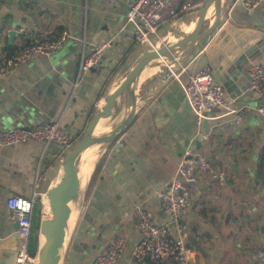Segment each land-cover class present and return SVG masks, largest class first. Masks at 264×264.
Masks as SVG:
<instances>
[{
    "label": "crops",
    "instance_id": "obj_1",
    "mask_svg": "<svg viewBox=\"0 0 264 264\" xmlns=\"http://www.w3.org/2000/svg\"><path fill=\"white\" fill-rule=\"evenodd\" d=\"M131 1L0 0V66L23 46L67 32L64 43L51 56H34L0 78V129L51 121L71 136L85 133L96 109L137 57L131 51L113 75L115 79L111 81L112 76L104 85L117 59L135 42L124 16ZM226 11V19L206 41L191 52L180 48L171 54L177 56L172 68L178 80L163 76L161 64L155 63L144 72L153 71L141 79L133 123L119 138L103 143L106 146L97 161L105 157L96 183L88 199L76 200L77 213L62 264H86L82 262L83 251H88L89 244L76 240L83 221L97 223L86 216L95 199L112 217L104 229L116 226L117 234L125 238L118 264H176L171 260L136 261L133 250L140 234L135 223L140 214H149L154 223L164 225L167 217L159 195L174 175L180 157L189 151L185 140L194 145L195 136L200 134L205 141L194 152L204 153L225 172V179L212 180L200 173L192 187L191 204L181 214L190 264H258L252 253L264 246V119L256 108L264 101V82L259 91L249 89L248 68L251 63L264 67V3L248 10L228 0ZM104 42L110 46L98 65L78 77L81 55ZM205 44L206 49L201 50ZM206 66L212 71L213 82L223 87L225 101L240 111L241 119L236 123L235 115L216 110L213 118L206 120L208 130L204 132L181 84ZM142 91L144 99L140 98ZM119 100L112 116L105 118L110 129L121 122V113L114 116L121 107ZM60 152L57 145L37 140L0 145V264L12 260L18 245L17 227L6 199L11 195L24 200L44 196L60 174ZM81 199L82 214L78 209ZM44 210L42 206L39 223ZM36 222L34 212L32 226L39 224ZM5 252L7 258L1 256Z\"/></svg>",
    "mask_w": 264,
    "mask_h": 264
},
{
    "label": "built area",
    "instance_id": "obj_2",
    "mask_svg": "<svg viewBox=\"0 0 264 264\" xmlns=\"http://www.w3.org/2000/svg\"><path fill=\"white\" fill-rule=\"evenodd\" d=\"M235 1L248 10L264 3V0ZM188 8L189 4L185 0H133L125 8L124 16L126 23L130 25L135 42L149 43L163 24L170 18L185 12ZM66 37L67 32L63 31L55 39L34 41L23 46L14 55L4 59L3 65L0 66V78L11 68L34 56H51L61 47ZM109 46L107 42L92 45L86 54H82L77 76L95 68ZM206 47L205 44L201 50H205ZM163 70L165 71L166 67ZM167 70L170 71L171 76L178 80V75L173 69L168 68ZM248 77L249 89L259 91L264 82V67L259 63H251L248 68ZM181 86L198 124L213 118L212 114L216 110L223 111V115H235L236 123L240 121V111L230 107L229 103L225 101L223 87L213 82L210 67H203L191 75L188 81ZM256 111L264 119V101L258 104ZM201 136L205 141V136L202 134ZM31 140L55 144L61 148V152L72 145L70 134L58 122L47 121L32 126L0 130L1 146L27 143ZM200 173L208 174L212 180L222 181L225 179V172L218 170L205 155L186 151L180 157L169 184L159 195L163 212L167 217L164 225L155 224L149 214H140L135 223L140 234V239L133 250V257L136 261L156 263L171 260L176 264H190L191 252L186 244L187 235L181 224V214L191 204L192 187L197 183ZM39 200L40 197L38 199L36 195L28 200L21 199L16 195H11L6 199L5 205L11 219L17 222L18 245L11 254L12 260H7L3 264H36L37 251L35 254H30L27 247L29 238L33 235L32 220L35 206L40 203ZM125 244L126 241L122 235H114L100 249L93 264H118ZM252 259L258 264H264V246L252 253Z\"/></svg>",
    "mask_w": 264,
    "mask_h": 264
},
{
    "label": "water",
    "instance_id": "obj_3",
    "mask_svg": "<svg viewBox=\"0 0 264 264\" xmlns=\"http://www.w3.org/2000/svg\"><path fill=\"white\" fill-rule=\"evenodd\" d=\"M227 1L207 0L205 7L200 9V11H203L201 19L193 28L186 32H175L162 46L142 53L134 60L129 69L122 74L103 103L96 109L92 121L79 144L63 158V173L57 176L52 187L46 193L47 199L53 203V207L43 212L39 223L38 233L42 241H40L37 249L36 264H53L60 259L59 250L64 242L66 223L75 213L76 197L79 195L84 180L82 168L79 164L80 156L94 141L105 138L113 142L126 131L137 113L139 86L144 72L163 59L165 61L164 69L166 67L163 76L171 75L167 69H173V64L177 63V56L171 54L180 48H188L191 52L200 42L209 38L222 25L227 16ZM212 8L213 16L211 13ZM10 36L12 37V32ZM124 93L127 94L128 103L125 115L119 125L106 130L104 128L106 115L111 106ZM201 126L204 128V132H207L208 122L206 120L202 122ZM194 141L195 144L190 145V140H185L184 144L190 152L196 150L197 145L203 141L201 134L196 135ZM15 227H17V222H15ZM1 256L7 258L8 254L5 252Z\"/></svg>",
    "mask_w": 264,
    "mask_h": 264
},
{
    "label": "rangeland",
    "instance_id": "obj_4",
    "mask_svg": "<svg viewBox=\"0 0 264 264\" xmlns=\"http://www.w3.org/2000/svg\"><path fill=\"white\" fill-rule=\"evenodd\" d=\"M185 1L189 4V8L185 12L180 13L179 15H177V16H175L173 18H170L165 24H163L159 28V30L156 32V34L152 36V38L150 39V42L149 43H138V42H135V44L133 46V49H132V52H135V55H137L136 58H138L142 53H144L146 51H149V50H152L154 48H158V47L162 46L169 39L170 35L174 34L175 32H178V31L186 32V31H189L190 28H193V26H195V24L201 19V16L203 14V11L202 10L200 11V9L203 8V7H205V3L207 2V0H185ZM199 14H200V16H199ZM212 16H213V9H212ZM210 20H211V18H210ZM128 27L130 28V25ZM5 40L6 39H4L3 41H5ZM206 40H204V41H206ZM129 55H131V54H129ZM128 57L129 56H127V58ZM164 63H165V61L163 59H161L158 62H156L157 65H160L161 64V66L163 67V69H164ZM163 71H162V75H164ZM115 77L116 76H113V78H111V81H113L115 79ZM174 87H176V85ZM108 88H109V86H107V89ZM140 93H141L140 94V98L144 99L145 98V95H146L145 91H142ZM119 99H120L119 101H120L121 107H119L116 110L114 116H118L117 113H119V114L121 113L120 115H122V118H123V116L125 115V112L127 110V106H128V103H127V94H125V93L122 94V96ZM122 118H121V120H122ZM38 123L39 122H37L36 124H38ZM128 128L126 130H128ZM0 130H9V129H0ZM83 135H84L83 132H81V133H79L77 135H73V136L70 135L71 136V141H72L71 144L72 145L70 146V148L65 149L64 151L60 152L59 159L57 158L58 159L57 160V165L62 166V160H63V158L71 150H73L79 144V142L81 141ZM100 146H101L100 147V151H101V148L104 147V146H106V145L103 144V145H100ZM108 148L109 147H107V149ZM194 153L195 154H202V155H204V153H202V152H194ZM97 162L94 163L93 170H94ZM93 170H92V172H93ZM92 172H91V174H92ZM91 174L88 177L87 184H86L84 190H81L79 192V196L76 198V200L79 197H82V199L84 198V194H85L87 185L89 183ZM97 177H98V175H97ZM45 196H46V198H45ZM82 199H81L80 204L78 205V209H79V212L81 214L84 211V207H83V204H82L83 203L82 202ZM46 200H48L47 199V194H45L44 196H42L40 198V200H39L40 203L43 206V210H44V207H45V204L44 203H45ZM86 216L88 218H91V219H93V218L96 219L97 223H96V225H92L91 220H89V221H87V220L83 221L81 227L79 228L78 237H77L76 242H78V241H84V242H86V243L89 244L88 251H83V253L85 255L82 258V262L84 263V261H86L85 262L86 264H93L94 259L97 256L98 252L100 251L101 247L106 242L108 243V241H109V239L111 237H113L114 235H117V232L115 231L117 229V227L114 226L111 230L104 229V226L107 224V223L105 224V222L108 220V223H109L110 222V219L112 217L109 214V211H107V209H105L104 204L102 202H100L99 200H97V199H95L93 201V203H92L89 211L86 213ZM100 226H103V229H102L103 231L101 230L102 232L100 231ZM82 233H84V234L82 235ZM99 233H103V235L99 236ZM71 234H72V232H70L68 234L66 243H67L69 237L71 236ZM79 235H82V236L79 237ZM93 244H96V248L95 249H92V245ZM65 248H66V245L64 247V251H65ZM61 256H62V254H61ZM118 263H119V261H118ZM56 264H58V261L56 262ZM60 264H62V260H61Z\"/></svg>",
    "mask_w": 264,
    "mask_h": 264
},
{
    "label": "bare ground",
    "instance_id": "obj_5",
    "mask_svg": "<svg viewBox=\"0 0 264 264\" xmlns=\"http://www.w3.org/2000/svg\"><path fill=\"white\" fill-rule=\"evenodd\" d=\"M213 9V8H212ZM211 13H212V10H211ZM200 16V14H199ZM182 25V24H181ZM190 26V25H189ZM188 26V27H189ZM194 27V26H193ZM191 29V28H190ZM185 30V29H184ZM171 36V35H170ZM157 65V64H156ZM155 69L154 67L151 68V70ZM151 72L153 71H147L146 74L143 75V78H142V81L149 75L151 74ZM115 107V103L111 106V108L109 109L107 115H106V118H109L112 116L113 114V109ZM120 123H118L117 125H119ZM116 125V126H117ZM104 128L106 130H110V124L109 122L106 120L104 121ZM111 140L110 139H105V138H100L96 141H94L85 151L84 153L80 156L79 158V164L81 165V168H82V176H84V180L81 184V187H80V191L81 190H84L86 184H87V180H88V177L90 176L91 172H92V169H93V166H94V163L97 161V157L99 156V153H100V144H103V143H110ZM103 148V147H102ZM60 174L63 173V168L61 167V171H59ZM79 196V195H78ZM77 196V197H78ZM76 197V198H77ZM46 198V197H45ZM45 206H46V209H50L53 207V203L46 200L45 201ZM77 213V212H76ZM76 213H74L67 221L66 223V227H65V232H66V237H65V241L64 243L62 244L61 248H60V259L58 260V264H60L61 260H62V257H61V254L62 252L64 251V247L66 245V240H67V237H68V234L71 232L72 230V227H73V224H74V219H75V216H76ZM42 241V238L40 239ZM53 264H56L55 262Z\"/></svg>",
    "mask_w": 264,
    "mask_h": 264
},
{
    "label": "trees",
    "instance_id": "obj_6",
    "mask_svg": "<svg viewBox=\"0 0 264 264\" xmlns=\"http://www.w3.org/2000/svg\"><path fill=\"white\" fill-rule=\"evenodd\" d=\"M135 42L133 44H131L127 50L117 59V62L116 64L113 66V68L109 71V74H108V78L106 79L104 85L108 82V80L116 73L118 72V70L120 69V65L125 61V59L127 58V56L129 55V53L132 51L133 49V46H134ZM9 48V47H8ZM111 143V142H110ZM104 155L99 158L92 174H91V177H90V180H89V183L87 185V188H86V191H85V194H84V199H87L88 196L90 195L95 183H96V180H97V175L99 174V171L103 165V162H104ZM41 209H42V205L41 204H38L35 206V209H34V212H35V216L37 218V222L36 223H39V219L41 217ZM38 225L39 224H34V226H32V232L36 231V234L34 237H30L29 238V241H28V247H27V250L30 254H35L36 253V250H37V247H38V234H37V230H38Z\"/></svg>",
    "mask_w": 264,
    "mask_h": 264
}]
</instances>
